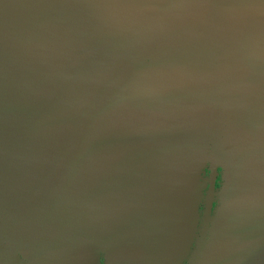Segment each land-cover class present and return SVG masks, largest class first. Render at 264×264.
Wrapping results in <instances>:
<instances>
[{
    "label": "water",
    "instance_id": "95a60500",
    "mask_svg": "<svg viewBox=\"0 0 264 264\" xmlns=\"http://www.w3.org/2000/svg\"><path fill=\"white\" fill-rule=\"evenodd\" d=\"M263 19L264 0H0V264H178L204 156L219 231L191 264H264V191L247 204L264 175Z\"/></svg>",
    "mask_w": 264,
    "mask_h": 264
},
{
    "label": "rangeland",
    "instance_id": "374dc122",
    "mask_svg": "<svg viewBox=\"0 0 264 264\" xmlns=\"http://www.w3.org/2000/svg\"><path fill=\"white\" fill-rule=\"evenodd\" d=\"M251 22H253V20H250ZM261 30H258L257 33V37L261 38V44H260V48H259V53H258V57L256 58L255 62L253 63L254 66V70H258V71H262L264 72V19L262 20L261 23ZM264 75V73H263ZM258 87H260L261 89L264 88V83H261L258 85ZM113 117L108 118V121H112ZM59 145V144H58ZM51 151V152H50ZM49 154L52 155L53 159L49 162V164L46 167H53V165H55V161H58V157L60 158V156H62V153H59V151H52L50 150ZM77 155V153L74 154ZM56 158V159H55ZM84 158H87L89 160V164L87 163L86 166H74L71 171H72V176L63 179V181L61 182L60 186H59V192L60 195L63 194L67 189L71 188V186L76 187V185H79V181L82 180V172L84 173H89L92 169V164L96 158L95 156V152H93L91 155L90 154H85ZM90 158V159H89ZM196 160H198V158L196 157ZM82 167V168H81ZM49 169V168H48ZM215 174L213 176V185H212V190H209L208 187V183H206L207 181V177L209 175V160L206 158V156H204L203 158H199V164H198V174H196V181H203L204 185L203 187L200 189V194L198 195V202L196 205V213H197V217H196V223H195V231H194V236L193 239L191 241V243L189 244L188 248H186V252L185 250L182 252L183 254L181 255V258L179 259L178 264H191L193 256H194V250L197 248V245L199 244V240L204 236L203 232L204 229L209 226L208 232L206 233V238H205V246L208 245V243L210 242V237L209 234L212 231H216L215 234L212 237V241H211V245H214L216 242V233L219 231L217 225H213V222H211L212 215L214 213V211L216 210V207L218 206V202L215 196H213V192L214 191H219L220 189V183H222V174L220 173V168L216 167L215 168ZM50 172V171H47ZM239 174V173H238ZM47 175V174H44ZM80 175V177H79ZM206 179V180H205ZM76 181V182H75ZM77 193H79L80 189L76 190ZM67 192V191H66ZM65 192V193H66ZM221 192V191H220ZM213 196V199L211 200V204L209 206V208H207V204L206 201L204 199V197L207 196ZM225 204V201L223 202V205ZM223 210V208H222ZM221 210V211H222ZM204 217L206 218V220L204 221ZM207 217L209 218V220L207 219ZM213 225V226H212ZM214 229V230H213ZM185 238V233L181 236V234L178 235V237H176L174 245L172 247H170L167 255H172L174 256L177 251L179 250L180 246L182 245V242ZM173 242V241H172ZM167 243H171V242H167ZM208 247L205 250V253L207 251ZM203 253V254H205ZM212 255V254H211ZM102 259V263L104 264V255L103 253L100 252L99 254V260ZM109 262V261H108ZM31 264V263H29Z\"/></svg>",
    "mask_w": 264,
    "mask_h": 264
},
{
    "label": "bare ground",
    "instance_id": "6f19581e",
    "mask_svg": "<svg viewBox=\"0 0 264 264\" xmlns=\"http://www.w3.org/2000/svg\"><path fill=\"white\" fill-rule=\"evenodd\" d=\"M262 191H264V175L262 178L259 179V181H257V183L254 185V187L250 190L249 195L247 197L248 198L247 204H251L253 201L255 202L254 199H256L257 196H259ZM67 248H69V247H67Z\"/></svg>",
    "mask_w": 264,
    "mask_h": 264
},
{
    "label": "flooded vegetation",
    "instance_id": "af4514ba",
    "mask_svg": "<svg viewBox=\"0 0 264 264\" xmlns=\"http://www.w3.org/2000/svg\"><path fill=\"white\" fill-rule=\"evenodd\" d=\"M48 232L50 233V231H48ZM27 234H33L34 235L35 233H27ZM43 236H45V234H43ZM43 244H44V247L45 248H48V242H47V240H44L43 241ZM49 248H50V246H49ZM25 255H26V253H25ZM99 264H103L102 263V259L99 260Z\"/></svg>",
    "mask_w": 264,
    "mask_h": 264
}]
</instances>
